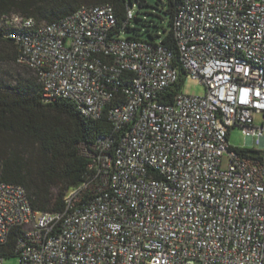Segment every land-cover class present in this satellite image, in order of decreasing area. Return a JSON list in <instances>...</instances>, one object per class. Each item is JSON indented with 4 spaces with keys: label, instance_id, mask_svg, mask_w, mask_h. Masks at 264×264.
I'll use <instances>...</instances> for the list:
<instances>
[{
    "label": "built area",
    "instance_id": "obj_1",
    "mask_svg": "<svg viewBox=\"0 0 264 264\" xmlns=\"http://www.w3.org/2000/svg\"><path fill=\"white\" fill-rule=\"evenodd\" d=\"M134 14L121 28L110 4L0 17L44 103L110 126L76 144L86 167L60 211L0 181V245L18 231L15 264H264V0H179L175 57L121 36ZM187 79L204 93L183 94ZM235 127L257 156L228 144Z\"/></svg>",
    "mask_w": 264,
    "mask_h": 264
},
{
    "label": "trees",
    "instance_id": "obj_2",
    "mask_svg": "<svg viewBox=\"0 0 264 264\" xmlns=\"http://www.w3.org/2000/svg\"><path fill=\"white\" fill-rule=\"evenodd\" d=\"M99 4L113 7L117 28L122 27L125 7L136 6L131 21L144 28L147 41L159 42L175 57L172 21L179 0H0V17L18 14L48 23L80 6ZM130 22L123 31L139 35L136 31L141 28H131ZM6 31L0 21V62L11 63L15 62L17 51L5 37ZM182 80L181 73L163 101H169L165 99L178 90ZM109 131L105 116L99 120L87 119L67 100L44 103L40 86L33 77L17 79L8 85L0 82V181L22 186L36 211H60L65 192L81 181L86 167V160L77 154L76 144L91 143ZM243 153L249 157L258 154L253 149H244ZM17 232L12 231L7 242L0 245V256L14 258Z\"/></svg>",
    "mask_w": 264,
    "mask_h": 264
},
{
    "label": "rangeland",
    "instance_id": "obj_3",
    "mask_svg": "<svg viewBox=\"0 0 264 264\" xmlns=\"http://www.w3.org/2000/svg\"><path fill=\"white\" fill-rule=\"evenodd\" d=\"M149 2H153V0H148ZM133 4H129V7L132 8L134 13L137 11L136 6H131ZM130 27H139L141 28L140 31H136L139 33V35H136L134 31H123L121 34L122 37H134L136 39L141 40H148L144 33V28L139 26L135 21L130 22ZM30 77L32 78V74L25 69L22 66H18L15 62H0V82L3 84H14L17 79H23ZM181 92L186 95L190 96H200L204 93V88L202 85H200L196 80L187 79L184 81V83L181 86ZM255 123H259V117L255 118ZM228 144L235 148H246V149H252L253 143H247L243 134L241 133L239 128H231L228 133ZM222 166H225V161L223 160ZM6 264H15L16 259H6Z\"/></svg>",
    "mask_w": 264,
    "mask_h": 264
},
{
    "label": "water",
    "instance_id": "obj_4",
    "mask_svg": "<svg viewBox=\"0 0 264 264\" xmlns=\"http://www.w3.org/2000/svg\"><path fill=\"white\" fill-rule=\"evenodd\" d=\"M247 143H249V141H246Z\"/></svg>",
    "mask_w": 264,
    "mask_h": 264
}]
</instances>
